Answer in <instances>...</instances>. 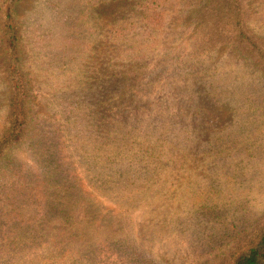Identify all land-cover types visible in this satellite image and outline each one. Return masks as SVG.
Here are the masks:
<instances>
[{"label":"rangeland","instance_id":"rangeland-1","mask_svg":"<svg viewBox=\"0 0 264 264\" xmlns=\"http://www.w3.org/2000/svg\"><path fill=\"white\" fill-rule=\"evenodd\" d=\"M145 1L15 3L33 131L0 161V264H215L264 215V62L199 41L183 0L148 27ZM3 63L0 34V130Z\"/></svg>","mask_w":264,"mask_h":264},{"label":"trees","instance_id":"trees-1","mask_svg":"<svg viewBox=\"0 0 264 264\" xmlns=\"http://www.w3.org/2000/svg\"><path fill=\"white\" fill-rule=\"evenodd\" d=\"M17 1L0 0V34L4 53L3 64L8 76L9 90L7 112L0 130V161L13 146L30 139L29 137L33 131L30 114L32 95L25 75L19 66V25L13 15L14 5ZM145 2L146 5L144 6L146 7H144L142 12L145 15L143 14L144 16L142 15L139 21L146 23L148 27H152L154 24L158 25L165 13L160 7H163L169 0H147ZM182 3L184 7L187 6L186 8L193 7L196 14L202 15L201 19L209 20L208 24L212 25L207 29L200 30L201 34L199 36L203 38H199V41H203L210 46L215 41H221L232 45L241 54H248V56L264 62V43L259 38L252 36L247 29L244 19L245 8L240 0H183ZM143 28L147 27L144 26ZM132 29L125 23L119 29L111 28L109 36L111 39L125 41L121 39L123 30L132 31ZM144 33H146V42L157 39L155 31L148 30ZM138 35L135 36L137 37ZM129 41L131 43L135 42L134 40ZM146 42L134 44L143 45ZM126 53L136 55L129 48L126 49ZM77 216L71 219L66 218L65 221L70 225V229H73L74 232L70 230L71 233L81 235V232L86 227L88 231L89 226H84L82 219L77 218ZM67 237H65V240H67ZM240 238L241 241L237 245L234 244V246L228 248L226 253L215 264H264V215L250 231L243 234Z\"/></svg>","mask_w":264,"mask_h":264}]
</instances>
